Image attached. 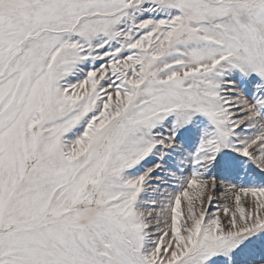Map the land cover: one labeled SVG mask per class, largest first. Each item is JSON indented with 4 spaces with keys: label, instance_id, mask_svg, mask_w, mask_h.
<instances>
[{
    "label": "snow or ice",
    "instance_id": "1",
    "mask_svg": "<svg viewBox=\"0 0 264 264\" xmlns=\"http://www.w3.org/2000/svg\"><path fill=\"white\" fill-rule=\"evenodd\" d=\"M0 264H264V0H0Z\"/></svg>",
    "mask_w": 264,
    "mask_h": 264
}]
</instances>
